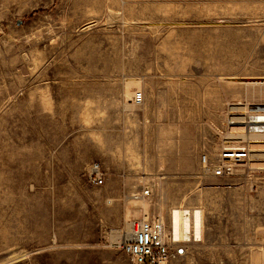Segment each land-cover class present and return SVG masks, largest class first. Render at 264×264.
Returning <instances> with one entry per match:
<instances>
[{"label":"rangeland","instance_id":"rangeland-1","mask_svg":"<svg viewBox=\"0 0 264 264\" xmlns=\"http://www.w3.org/2000/svg\"><path fill=\"white\" fill-rule=\"evenodd\" d=\"M248 105L264 0H0V264H131L110 231L175 210L201 234L168 264H264V167L202 169Z\"/></svg>","mask_w":264,"mask_h":264},{"label":"built area","instance_id":"built-area-1","mask_svg":"<svg viewBox=\"0 0 264 264\" xmlns=\"http://www.w3.org/2000/svg\"><path fill=\"white\" fill-rule=\"evenodd\" d=\"M133 102L136 106H141L144 102L143 92H137ZM249 120H256L257 123L245 127V134L264 133V112L250 115ZM241 142L243 146H230L233 143L223 140L215 158L203 154V173L214 178H230L235 175L238 168H246L245 165L252 162L250 160L253 155L263 154L260 151L253 152L251 145H263L264 143H250L248 140H241ZM86 176L88 181L95 186L105 184L106 174L100 163L91 164ZM150 192L146 189L133 194L131 198L142 200L149 197ZM191 239L190 237L185 241L176 238L173 230L168 232L164 217L148 214L129 221L120 229L111 230L108 237L109 247L123 252L131 264H168L186 255L187 243H190Z\"/></svg>","mask_w":264,"mask_h":264},{"label":"bare ground","instance_id":"bare-ground-1","mask_svg":"<svg viewBox=\"0 0 264 264\" xmlns=\"http://www.w3.org/2000/svg\"><path fill=\"white\" fill-rule=\"evenodd\" d=\"M233 113L231 112L230 115V125H240L237 128H232L233 130H240L241 133H231L234 136H239V134L242 135L241 139L238 140H244V141H249L250 143H264V133L263 134H245V127H248L250 125H254L257 123L256 120L250 121L249 116L254 114H260V112H264V108L258 107L256 105H248L247 107L244 108H233L232 109ZM240 111V112H239ZM235 112V113H234ZM239 112V113H236ZM237 114L236 118L235 115ZM247 116V117H246ZM259 122V121H258ZM261 122V121H260ZM263 122V121H262ZM230 134V135H231ZM248 135L250 137H248ZM253 138H259V139H253ZM251 149L253 152H263L262 155H253L251 163H247L245 165L246 169H253L254 166H260L264 167V144L263 145H251ZM256 156H261V157H256ZM256 163V164H254ZM193 219V220H192ZM201 217H200V212L196 211L193 214L189 211H179L175 210L172 215V230L174 231V234L176 238L184 239L187 241L191 237L192 229L194 232V236L196 238L200 237L201 234ZM193 225V226H192Z\"/></svg>","mask_w":264,"mask_h":264}]
</instances>
